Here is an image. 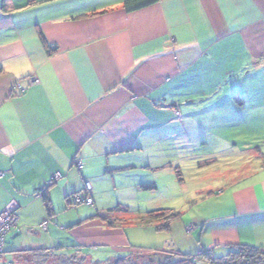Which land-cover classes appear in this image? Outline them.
Here are the masks:
<instances>
[{
	"label": "crops",
	"instance_id": "0c3cea01",
	"mask_svg": "<svg viewBox=\"0 0 264 264\" xmlns=\"http://www.w3.org/2000/svg\"><path fill=\"white\" fill-rule=\"evenodd\" d=\"M124 1L0 0V210L20 205L0 261L264 247V132L250 133L264 122V0ZM86 182L91 197H190L189 208L169 221L84 215L66 197Z\"/></svg>",
	"mask_w": 264,
	"mask_h": 264
},
{
	"label": "rangeland",
	"instance_id": "374dc122",
	"mask_svg": "<svg viewBox=\"0 0 264 264\" xmlns=\"http://www.w3.org/2000/svg\"><path fill=\"white\" fill-rule=\"evenodd\" d=\"M256 124L259 126L258 129H256V130L252 129V130H250V133H251V135L253 134V137H254V138L253 137H251V138L254 141L256 140V142H258V141H260L261 137H259L258 133H256V132H257V130H259L260 132H264V122H262V123L259 122ZM244 130H246V129H242V131H244ZM240 132H241V130H240ZM245 134H244L245 136H244L243 141H246V140L248 141L247 131H245ZM228 136H234V132L230 128L228 130ZM244 154L247 155V151H244ZM237 163H238L237 161L234 163H228L226 165L218 163L217 165H219L221 168L216 170V172H221L224 169L232 168L233 166L236 167ZM187 165L188 164L186 162V164H184V166H187ZM189 170L190 169L184 170V173H186L187 177L191 176ZM227 170H229V169H227ZM208 173H210L209 170L202 171V173L199 175V177L202 178L201 180H205V175H208ZM184 178H186V177H184ZM92 198H93L92 204H86L85 202L82 201V202H79V204H77V205H71L72 208H69V209H72L74 211H78L79 213L84 214V215H88V214L95 213L96 210H98L100 212H105L108 208L120 205L124 209H127V214H129V216H130V214H132L131 216L135 217V218L129 219V221L134 222V223H136V222L138 223V222H141L140 218H144V217L148 216L147 211H150V210H156L159 208H170L173 211H176V210L179 211L180 209H177V208L179 206L183 205L184 202H185L186 209H188L189 206L187 204H189V203H187L186 200H189L190 197H120V196L119 197H108V196H100V197H92ZM68 211H70V210H68ZM189 213L190 212H187L186 215H189ZM164 217H165L164 220H167V218L169 216H164ZM162 231L166 232V230H162ZM127 234H129V236L136 241H138L140 239L146 241L151 236L149 233L144 234L143 232L137 231L134 228H129V227L127 228ZM81 252H80V254H83V253L88 254L90 256V259L94 260V261H96V260L103 261V260L107 259V257L110 256L111 254H114V253H109L110 255H108V253L100 252L96 249L95 250L91 249L88 251L82 250ZM67 257H68L67 259H65V258H62V259L52 258L50 263L51 264H94L89 259L82 257V256H78V257L72 256V258L70 256H67ZM176 257H177V255H173V257L170 256L168 258L170 260H171V258H173L172 259V261H173L174 259H177ZM70 258H71V261H70ZM154 258H155L153 261L154 264H157L159 261L166 259V258L164 259V257H163V259L162 258L160 259V257H157V256ZM193 258L195 259L196 257H193ZM252 259H254V258H252ZM238 260H242V256H240V255L238 256L237 254L233 255L230 259V264L238 263L239 262ZM118 264H121V263H118ZM200 264H203V263L200 262Z\"/></svg>",
	"mask_w": 264,
	"mask_h": 264
},
{
	"label": "trees",
	"instance_id": "16d2710c",
	"mask_svg": "<svg viewBox=\"0 0 264 264\" xmlns=\"http://www.w3.org/2000/svg\"><path fill=\"white\" fill-rule=\"evenodd\" d=\"M155 1H157V0H125L123 3V7L125 10H132V9L140 8V7L146 6L148 4L154 3ZM43 43H44L47 51H50L51 48L52 49L54 48V47L50 46L48 43H46L44 40H43ZM176 173L180 177V172L178 169H176ZM139 186L143 189H146V190L155 188V185L152 183H144V184H140ZM47 188H48V184H45L44 186L40 187L38 189V194H39V196H40V198L44 204V207L47 211V214L51 215L53 213V209H52V205H51V198L49 196ZM77 192H83L84 194H86V192H84V187L81 190L74 191V192L70 193L66 197L69 205L79 204L80 201L74 200V194ZM105 212L107 214L108 213H122V212L127 213V209H124L120 205H117V206L108 208ZM147 214L149 217H152V218H153V216H156V215H161L162 217L169 216V220L179 216V212L172 213V209H170V208H159L156 210H150V211H147ZM98 215L100 216L101 219H103L105 221L108 219L107 215H102V214H98ZM169 220H166V221H169ZM165 223H167V222H165ZM236 254L238 256L239 255L242 256V260H238L239 262L234 263V264H264V247L263 246L245 245V244L236 246L234 249L229 250L226 254L221 255V256H211V255H208L207 253H202V254L195 256L196 257L195 259L192 256L180 255L176 251H172V250H158L155 252V255L157 257H160V259L161 258L163 259V257H164V259L166 258L165 260L159 261L157 264H196V262H198V261H202L205 264H230L231 257L233 255H236ZM151 255L152 254H149L147 256H151ZM173 255H179V256H181V258L177 261H172L173 258H171V260H170L168 257H170V256L173 257ZM133 257L138 258V254L136 256H133ZM62 258H64V257H60L59 259H62ZM71 258H70V261H71ZM252 258H254V259H252ZM153 261L154 260L149 262V261L145 260V262L143 264H154ZM91 262L94 264L95 263L96 264H118V263L132 264L131 262H133V259L131 257H128L127 259L126 258L125 259H117L114 263L109 262L108 260H106V261H91ZM125 262H127V263H125ZM135 263H137V262H135ZM140 264H142V263H140Z\"/></svg>",
	"mask_w": 264,
	"mask_h": 264
},
{
	"label": "built area",
	"instance_id": "2783aa9c",
	"mask_svg": "<svg viewBox=\"0 0 264 264\" xmlns=\"http://www.w3.org/2000/svg\"><path fill=\"white\" fill-rule=\"evenodd\" d=\"M37 80L36 79H30V83L33 84ZM76 163L78 166L80 165V161L76 160ZM3 175V172L0 171V177ZM59 176V173L55 174V178ZM84 194L83 192H77L74 194V200L85 202L86 204H92L93 199L89 195L90 192V185L88 182L84 185ZM20 205L15 199H11L6 205L0 210V255L3 253L5 245H6V238L7 234L17 228V211L19 209ZM169 220V217L167 218ZM43 227H46V222L42 223ZM0 264H15L14 261H7V260H1Z\"/></svg>",
	"mask_w": 264,
	"mask_h": 264
}]
</instances>
